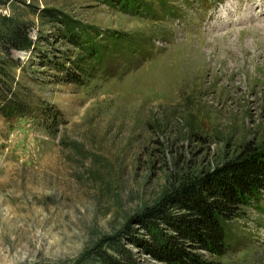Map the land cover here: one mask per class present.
Wrapping results in <instances>:
<instances>
[{
  "label": "rangeland",
  "instance_id": "374dc122",
  "mask_svg": "<svg viewBox=\"0 0 264 264\" xmlns=\"http://www.w3.org/2000/svg\"><path fill=\"white\" fill-rule=\"evenodd\" d=\"M244 1L0 0V264H167L143 222L171 223L142 212L176 177L248 152L264 168V7ZM256 178L220 254L183 248L264 264Z\"/></svg>",
  "mask_w": 264,
  "mask_h": 264
},
{
  "label": "trees",
  "instance_id": "16d2710c",
  "mask_svg": "<svg viewBox=\"0 0 264 264\" xmlns=\"http://www.w3.org/2000/svg\"><path fill=\"white\" fill-rule=\"evenodd\" d=\"M112 1L120 3L123 0ZM64 27L67 29L66 25ZM9 103L15 109L26 110V104L19 100ZM248 153V156L224 162L209 180L205 181L197 175L175 178L176 185L165 190L154 205L142 212L150 220L159 217L162 221H169L175 234L162 233L153 221L143 222L151 238V242L146 243L149 253L167 264H211L200 254L184 249L183 241L190 240L192 245L216 254L224 250L225 224L231 213L230 202L237 195H252L257 185L256 176L264 170L255 154ZM169 176L172 177L171 174ZM174 205L189 209L191 213L170 221L171 216H168L165 207ZM103 258L104 264H135L131 257L122 261L110 255H104Z\"/></svg>",
  "mask_w": 264,
  "mask_h": 264
},
{
  "label": "bare ground",
  "instance_id": "6f19581e",
  "mask_svg": "<svg viewBox=\"0 0 264 264\" xmlns=\"http://www.w3.org/2000/svg\"><path fill=\"white\" fill-rule=\"evenodd\" d=\"M257 3V4H256ZM260 2H259V0H258V2H253V9H256L254 12L256 13V15H259L260 14V12H261V9L259 8V6H260V4H259ZM223 12V11H222Z\"/></svg>",
  "mask_w": 264,
  "mask_h": 264
}]
</instances>
